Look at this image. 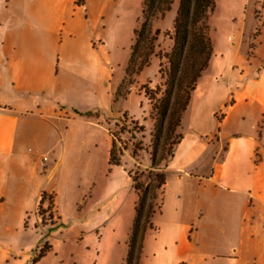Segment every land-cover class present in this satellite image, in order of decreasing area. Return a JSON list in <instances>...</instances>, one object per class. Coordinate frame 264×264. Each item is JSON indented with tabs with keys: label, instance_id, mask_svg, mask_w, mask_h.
Wrapping results in <instances>:
<instances>
[{
	"label": "rangeland",
	"instance_id": "rangeland-1",
	"mask_svg": "<svg viewBox=\"0 0 264 264\" xmlns=\"http://www.w3.org/2000/svg\"><path fill=\"white\" fill-rule=\"evenodd\" d=\"M144 1L16 0L13 6L4 1L0 12L4 17L11 11L20 15L23 12L20 4L26 3V13L46 14L44 20L49 30V38H45L48 42L46 63L50 68L47 72L53 71V76L47 85L51 95L47 107L38 113H50L56 109L66 122L63 123L64 132H59L58 138L61 139L59 150L65 153V160L50 179L52 193H48L46 204L41 209L40 201L31 217L38 227H28L29 221L25 229L18 226L21 210L32 195L33 187L45 179L43 176L35 177V171L31 170L29 158L39 153L36 142L28 141L27 150L20 157L19 172L27 175V181H17L11 165L0 162V222L5 220L3 213L9 214L8 222L14 227L12 236L17 243L16 249L9 251L7 257L2 254L5 246H0V264H127L137 207L141 201V192L135 189L129 173L145 163L148 155L146 151L139 150L137 157L133 158L130 151L124 157L123 166L114 167L110 165L103 141L107 135L113 141L114 134L119 138L118 142L128 144L125 135L116 133L119 130L116 125L121 124L125 115L145 128V142H148L154 125L144 87L155 88L162 82L159 71L166 62L155 57L152 64L134 79L127 75L135 31L141 28L143 21ZM213 1L215 7L209 20L214 46L211 62L223 61L225 50L239 44L244 35L247 44L253 45L255 56L264 59V0ZM178 9L179 2H176L171 12L155 21L163 32L158 52L171 50L172 40L166 33H173ZM250 60L255 58L250 57ZM58 68L60 75L55 78ZM205 75L206 72L199 83L201 97L208 90L203 83ZM118 94L123 97L130 94L129 99L118 103ZM56 99H61L63 104L58 105ZM211 100L209 106L214 107L216 99ZM198 104L204 106V103ZM203 111L201 108L193 116L190 113L186 117L185 113L183 134H197L195 131L198 132L199 124L195 126L198 128H192L191 122L198 117L205 119L202 122L204 127L210 128L207 111ZM201 137L200 140L206 141L212 136ZM29 149L34 151V155L28 152ZM195 149L198 153L203 151L199 147ZM173 160L167 165L173 166ZM51 164L54 165L53 162ZM145 167L143 170L147 169ZM147 173L151 178L155 177L152 175L154 171ZM142 182L151 186L157 184L148 177ZM52 194L56 205L50 211L48 198ZM153 194L156 197V193ZM15 195V200L11 201L10 197ZM205 202L204 197L197 198L193 205L201 211ZM240 206L241 212L237 213L240 219L247 226L251 223L256 226L251 234L252 253L261 255L264 252V211L256 214L255 218H248L246 204ZM200 220L198 218L197 221ZM148 227L149 224L146 228L141 226V232L138 231L141 238L136 256L140 264H152L151 257L147 258L148 252L152 253V245L145 246ZM169 230L167 226L157 235L160 242L157 249L163 248ZM243 233L244 229H241V238ZM245 235L248 236L247 232Z\"/></svg>",
	"mask_w": 264,
	"mask_h": 264
},
{
	"label": "crops",
	"instance_id": "crops-1",
	"mask_svg": "<svg viewBox=\"0 0 264 264\" xmlns=\"http://www.w3.org/2000/svg\"><path fill=\"white\" fill-rule=\"evenodd\" d=\"M4 1L0 0V12ZM7 2L13 6L16 0ZM26 5L20 4L23 7L20 15L13 11L5 17L0 14V162L11 165L17 181H27V175L19 172L18 167L26 144L35 141L39 153L29 158L31 170L35 171V177L45 178L33 187L21 210L18 226L23 229L27 221L28 227L37 225L31 217L43 193H52L50 179L65 160L58 138L66 122L56 109L38 113L45 110L51 97L47 85L53 71L47 72L45 40L49 38V30L44 20L46 14L30 15L26 13ZM253 51V45H248L246 36H242L239 44L225 50L223 61L210 63L203 80L208 88L206 94L199 96L202 91L199 85L193 96L185 117L202 108L207 111L210 128L203 126V117L193 119L192 128H198L195 126L199 124L198 132L205 131L198 133L191 129L200 135L183 134L174 157L169 160L174 159L173 166L167 165L163 170L167 179L156 192L145 245H152V253L147 254L152 264H264V252L252 253L251 234L256 226L251 222L247 226L237 214L241 212V204H246L248 218L264 211V59H258ZM59 75L60 68L55 78ZM129 95H119L118 103L128 100ZM211 98L216 99L214 107L209 106ZM56 102L63 104L61 99ZM208 134L212 137L200 140V136L205 139ZM103 142L110 157L113 141L107 135ZM198 147L203 151L198 153L195 149ZM28 152L34 155L32 149ZM48 155L51 156L45 162ZM9 178L13 179L11 175ZM14 197L10 200H15ZM202 197L206 202L199 211L193 203ZM3 216L0 246H5L2 254L7 257L17 243L12 236L14 227L8 222L9 214ZM167 226L170 230L166 243L157 249L160 243L157 235ZM241 229H244L242 238Z\"/></svg>",
	"mask_w": 264,
	"mask_h": 264
},
{
	"label": "trees",
	"instance_id": "trees-1",
	"mask_svg": "<svg viewBox=\"0 0 264 264\" xmlns=\"http://www.w3.org/2000/svg\"><path fill=\"white\" fill-rule=\"evenodd\" d=\"M176 2H179V9L173 33L171 35L169 32L166 33L172 40V47L169 52L161 53L158 49L162 43L163 32L155 21L171 12ZM214 7L213 0H145L143 3V21L141 28L135 31L127 75L134 79L152 64L155 57L161 58L166 64L161 65L159 71L162 82L155 88L148 85L144 87L151 106V117L154 120L148 142L144 141L145 128L127 115L122 117L121 124L117 123L116 128L119 130L116 133L125 135L128 144L123 145L118 142V137L112 135L113 144L109 160L111 166H123L124 157L130 151L133 158L137 157L139 150L146 151L148 155V160L141 164L142 166H136V169L129 173L135 189L141 192V201L137 207L127 264H139L136 253L141 235L138 236V231L141 232V226L146 228L150 223L156 200L153 193L166 183L167 176L163 170L174 157V151L183 139V117L201 78L210 66L214 46L210 36L209 20ZM142 167L147 169L143 170ZM149 170L154 171L155 174L152 175L155 177L151 178L148 175ZM146 177L157 182L156 186L142 182ZM47 197L48 193H43L41 209L46 204ZM55 199L54 195L49 196L48 210L55 209Z\"/></svg>",
	"mask_w": 264,
	"mask_h": 264
},
{
	"label": "built area",
	"instance_id": "built-area-1",
	"mask_svg": "<svg viewBox=\"0 0 264 264\" xmlns=\"http://www.w3.org/2000/svg\"><path fill=\"white\" fill-rule=\"evenodd\" d=\"M49 159H48V156H45L44 157V161L47 162Z\"/></svg>",
	"mask_w": 264,
	"mask_h": 264
}]
</instances>
